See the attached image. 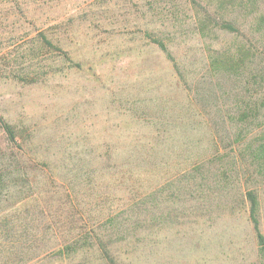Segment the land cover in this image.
<instances>
[{
	"label": "rangeland",
	"instance_id": "obj_1",
	"mask_svg": "<svg viewBox=\"0 0 264 264\" xmlns=\"http://www.w3.org/2000/svg\"><path fill=\"white\" fill-rule=\"evenodd\" d=\"M263 137L264 0H0V264H264Z\"/></svg>",
	"mask_w": 264,
	"mask_h": 264
},
{
	"label": "trees",
	"instance_id": "obj_2",
	"mask_svg": "<svg viewBox=\"0 0 264 264\" xmlns=\"http://www.w3.org/2000/svg\"><path fill=\"white\" fill-rule=\"evenodd\" d=\"M223 28H226V27H223ZM228 28L230 30H233V27L231 25H229ZM4 125H5L4 128H5L6 132L9 134L11 140L13 142H15V136H14L12 128L8 124L4 123ZM259 145H260L258 147L259 152L264 154V137L261 140V143ZM247 199L251 204L250 215H249L250 218L249 219L253 225L258 243H259L261 249L264 251V233L261 229V224H260V219H259L260 202H259V195H258L257 190L255 189L253 191H249L247 193Z\"/></svg>",
	"mask_w": 264,
	"mask_h": 264
}]
</instances>
